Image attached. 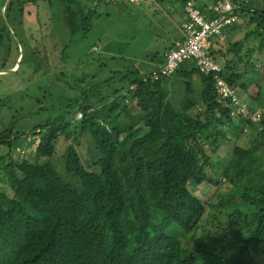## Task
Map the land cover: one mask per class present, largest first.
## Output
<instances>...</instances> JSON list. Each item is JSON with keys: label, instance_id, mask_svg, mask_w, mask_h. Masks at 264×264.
Listing matches in <instances>:
<instances>
[{"label": "trees", "instance_id": "1", "mask_svg": "<svg viewBox=\"0 0 264 264\" xmlns=\"http://www.w3.org/2000/svg\"><path fill=\"white\" fill-rule=\"evenodd\" d=\"M117 1L0 0V71L13 68L7 66L11 42L27 45L19 28L37 27L39 34L32 9L47 8L48 20L64 32L59 53L65 60L66 50L86 37L101 16L97 7ZM174 1L181 8L185 0ZM236 12L254 25L232 45L243 60L242 72L228 60L219 76L246 93L248 85L240 79L252 49L244 45V54L239 51L249 41L257 42L258 52L264 49V5L243 3ZM34 42L42 44L41 37ZM24 59L25 54L21 66L27 65ZM187 63L192 62L157 80L151 73L111 71L107 79L82 87L83 78L73 77L79 95L69 98L56 91L52 112L30 132L16 131L29 114L10 117L0 131V177L8 190H0V264H252V254L264 245V89L252 78L256 89L246 107L259 112L260 120L250 121L231 114L228 103L214 93L211 75L187 70ZM8 74L15 78L17 72ZM169 83L182 93L175 102ZM130 106L138 110L141 127H134ZM77 113L81 118L75 120ZM76 132L93 143L96 170L82 165L73 145L77 136L71 137ZM244 132L249 146H234L231 167L218 163V146ZM31 134L38 138L35 153L46 157L54 153L58 137L69 142L66 179L50 162L16 153ZM219 176L233 194L225 188V197L212 195L209 201L192 195L189 182L217 186ZM232 233L235 242L225 251L222 246Z\"/></svg>", "mask_w": 264, "mask_h": 264}, {"label": "rangeland", "instance_id": "2", "mask_svg": "<svg viewBox=\"0 0 264 264\" xmlns=\"http://www.w3.org/2000/svg\"><path fill=\"white\" fill-rule=\"evenodd\" d=\"M143 2L130 4L120 0L115 3L111 2L108 5L100 4L97 11L101 16L93 20L92 30L86 37L77 40L66 50L68 58L65 60L59 53L60 44L65 36L64 32L57 24L53 25L48 20L47 8L32 9V11L35 10L40 32L36 34L37 27H30L31 30H26L23 27L19 28L18 36L27 42V45L22 48L18 43L11 42L9 44L11 53L7 61V66L12 65V69H14L17 67L18 57L20 64L21 56L25 54L24 60H26L27 65H19L15 78L9 79V77L4 76L5 74L9 76L8 72H0V99H4L3 104L5 103V107L0 108V131L14 114H29L23 120L18 121L16 131H21V127L28 130L32 124L45 120L52 112V105L56 103V91H60L69 98L78 96L80 91L76 83L73 82V77L83 78V82H79L80 86L91 87L95 82L110 77L109 73L111 71H121L122 73L136 71L139 75L149 74V71L157 66L158 62L156 61L161 58L162 53L171 44L176 29L175 23L178 21L175 19V13L166 9L167 3L175 8L176 2L174 0H167L163 3L153 0H143ZM244 20V17L241 18V21L237 23L238 27L243 25ZM253 26V23L248 22L245 28L248 30L252 29ZM38 35L41 37L42 44L34 42ZM243 35L244 30L240 32L239 38L242 39ZM30 37L32 38L30 39ZM15 44H17V49ZM244 45L248 49H252L246 61V69L249 72H244V77L240 79V82L248 85V87L246 93H241L238 88L237 90L246 104H249L251 102L250 94L254 93L256 89L253 86L252 78L264 89V49L262 48L258 52L256 41H249ZM244 52V50H241L240 54L243 55ZM239 60V56L236 55L235 61ZM236 69L239 73L242 72V64L236 66ZM255 71L259 77L255 73L254 75L251 74ZM115 85H119L118 80ZM167 89L169 90V98L173 102L177 101L182 94L177 85L172 86L169 83ZM7 93H12L10 95L12 97L9 98ZM38 98L41 100L39 103L36 102ZM9 103L10 110L8 109ZM129 109L136 121L134 127H141V121H138L136 117L138 110L132 106ZM191 112H194V110H191ZM75 120H77L76 115ZM28 132H30V129ZM246 134L244 132L239 137L233 136L230 141L218 146L216 152L218 163L223 161L227 167L232 166L234 158L231 152L234 146L239 145L245 148L249 146V137ZM74 136H77V132L71 134V137L74 138ZM77 138L76 143L73 142V145L80 156L82 165L88 170H96L93 163L97 159V154L93 143L88 136H77ZM37 140L38 138L31 134L19 149H22L23 153H29L32 158L40 163L50 162L57 175L66 179L68 175L64 171V159L69 142L65 141L63 137H58L54 143V153L50 157H46L44 154L35 153ZM16 153L21 154L20 151ZM219 171L221 170L219 169ZM215 179L219 180L221 184L207 186V184L196 185L189 182L192 195L200 201H209V197L212 195L225 197L224 194L227 195L228 190L233 194L235 190L227 181H224L221 176ZM237 184L240 185V183ZM225 188L228 190H225ZM1 189L8 192L4 177H0ZM208 212L210 213V211ZM222 220L223 218H221ZM228 222L225 221L224 224L228 225ZM205 224L201 223L200 225L204 226ZM234 235L232 233L223 244L222 247L225 251H227L228 246L234 244ZM187 242L188 240L185 242L183 240L184 244ZM252 258V264H264V245L256 248Z\"/></svg>", "mask_w": 264, "mask_h": 264}, {"label": "built area", "instance_id": "3", "mask_svg": "<svg viewBox=\"0 0 264 264\" xmlns=\"http://www.w3.org/2000/svg\"><path fill=\"white\" fill-rule=\"evenodd\" d=\"M127 1L133 2L134 0ZM237 1V4L229 0L212 1L209 6L211 17L207 18L198 7L196 0H185L181 8L185 18L181 25V39L164 54V63L159 69L153 71L150 77L151 80H157L161 76H169L180 64L192 62L199 74L211 75L214 93L220 101L228 103L231 114L258 122L260 113L248 111L246 105L239 99L235 88L219 76L224 69L222 62L217 61L210 54V39H220L224 29L236 22L238 17L236 9L241 4L259 1L264 5V0ZM80 118L81 113H77L76 119ZM16 151H20V155L24 154L19 148Z\"/></svg>", "mask_w": 264, "mask_h": 264}, {"label": "crops", "instance_id": "4", "mask_svg": "<svg viewBox=\"0 0 264 264\" xmlns=\"http://www.w3.org/2000/svg\"><path fill=\"white\" fill-rule=\"evenodd\" d=\"M123 1H127V0H123ZM128 3L130 4H136L138 2H143V0H134L133 2L131 1H127ZM167 2V1H166ZM212 1L210 0H200V2L198 0H196V3L198 5L199 8L202 7V12L207 16V18H210V14H209V6L211 4ZM144 3V2H143ZM155 4V3H154ZM166 5V3H165ZM157 6V5H155ZM177 6V4H176ZM175 6V8H173V6L169 3H167V6H166V9L168 10H172L174 13H175V19H177L178 22L175 23L176 25V29H175V33L173 34V40L171 41V44L169 45L170 46H174V44L177 42V41H180L181 39V25L182 23L184 22L185 18H184V15L182 13V10L181 8H177ZM201 10V9H200ZM241 21V17H237V20L234 24L230 25L229 27L225 28L224 31H223V35L220 39H216V38H212L210 40V52L212 53H216V52H220V53H223V57L217 55V54H214L213 57L217 60V61H221L224 68H225V63L226 61L229 60V66L232 67V65H240L242 61H235V57L236 55L238 56L239 54L234 52V48L232 47V45L236 42V41H240L241 38H239V35H240V32H242V30H244V33L246 32V24L249 21V17L246 16L245 17V20H244V23L241 27H238L237 23ZM252 23V22H251ZM245 49V46L244 44L241 46V50H244ZM239 51V52H240ZM166 53V50L162 53V56L159 60H157L156 62H158L157 66H154V68H152L149 72L152 73L153 71H156L157 69L160 68V66L164 63V54ZM233 62V64H232ZM236 66H233L235 71H238L236 69ZM193 64L192 63H187L186 65V69L187 70H190V69H193ZM246 72H249L248 69H246ZM251 74H254L251 73ZM145 75V74H143ZM245 75V74H244ZM196 78H197V75L194 74L193 75V80L196 82ZM235 88V87H234ZM236 90V93L239 97V99L246 105V102L244 101V99L242 98V96L239 94L240 92H238L237 88H235Z\"/></svg>", "mask_w": 264, "mask_h": 264}, {"label": "water", "instance_id": "5", "mask_svg": "<svg viewBox=\"0 0 264 264\" xmlns=\"http://www.w3.org/2000/svg\"><path fill=\"white\" fill-rule=\"evenodd\" d=\"M7 1V0H6ZM19 57H18V60H17V67L16 68H14V69H11V70H8V71H6V70H4V71H0V72H14V71H16L17 69H18V67H19Z\"/></svg>", "mask_w": 264, "mask_h": 264}]
</instances>
